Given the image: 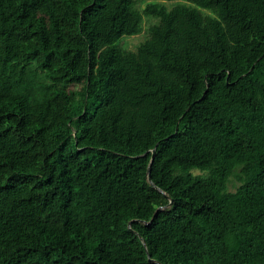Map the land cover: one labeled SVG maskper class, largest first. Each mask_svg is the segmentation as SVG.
<instances>
[{"label":"trees","instance_id":"obj_1","mask_svg":"<svg viewBox=\"0 0 264 264\" xmlns=\"http://www.w3.org/2000/svg\"><path fill=\"white\" fill-rule=\"evenodd\" d=\"M133 1L0 0V264H264V0Z\"/></svg>","mask_w":264,"mask_h":264},{"label":"rangeland","instance_id":"obj_2","mask_svg":"<svg viewBox=\"0 0 264 264\" xmlns=\"http://www.w3.org/2000/svg\"><path fill=\"white\" fill-rule=\"evenodd\" d=\"M150 3H156L160 6L166 7L168 10L175 6H186L195 8L199 11L202 16L203 23L207 25L210 18H219V10L216 7H202L198 3L192 0H134L133 9L141 13V22L139 29L135 34L124 35L117 43L120 51L125 55L134 54L139 56L142 51V46L152 39V28L161 25L162 19L155 15L149 14L145 11V8ZM48 79L41 73L38 77L32 80V89L37 96L41 97L47 90L43 87ZM74 88V87H73ZM44 93V94H43ZM195 174L205 173L199 169H194ZM237 183L235 179H232L229 184L230 190L234 191Z\"/></svg>","mask_w":264,"mask_h":264},{"label":"water","instance_id":"obj_3","mask_svg":"<svg viewBox=\"0 0 264 264\" xmlns=\"http://www.w3.org/2000/svg\"><path fill=\"white\" fill-rule=\"evenodd\" d=\"M155 154H156V150L154 149L153 150V154H152V156H153V158L155 157ZM149 179H150V176H149ZM173 201H171V203H172Z\"/></svg>","mask_w":264,"mask_h":264}]
</instances>
